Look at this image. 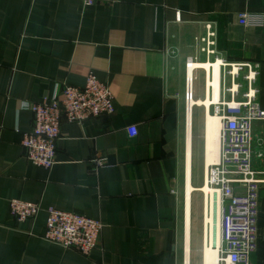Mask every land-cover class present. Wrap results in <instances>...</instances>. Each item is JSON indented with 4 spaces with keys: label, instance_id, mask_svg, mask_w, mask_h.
Segmentation results:
<instances>
[{
    "label": "crops",
    "instance_id": "crops-1",
    "mask_svg": "<svg viewBox=\"0 0 264 264\" xmlns=\"http://www.w3.org/2000/svg\"><path fill=\"white\" fill-rule=\"evenodd\" d=\"M263 12L264 0H0V264H205L202 208L195 192L188 207V179L195 189L205 181L206 117L224 98L222 62L259 65L264 109V30L239 23ZM91 73L110 88L115 114L64 121L56 165L35 166L22 146L30 106L64 83L82 88ZM11 200L41 211L19 223ZM50 208L103 223L89 257L44 240ZM259 229L250 264H264V193Z\"/></svg>",
    "mask_w": 264,
    "mask_h": 264
},
{
    "label": "built area",
    "instance_id": "built-area-1",
    "mask_svg": "<svg viewBox=\"0 0 264 264\" xmlns=\"http://www.w3.org/2000/svg\"><path fill=\"white\" fill-rule=\"evenodd\" d=\"M88 3L93 4L92 1ZM239 23L246 28L264 30V12L242 13ZM208 29L204 42L210 47L214 46L211 39L215 34L210 26ZM221 68L224 98L214 105V115L221 124L219 159L205 170L204 185L209 192L203 193L204 213H211L213 204L220 213L218 264H250L261 236L259 215L264 193V109L257 101L256 88L259 65L222 62ZM193 81V75L188 74L185 93L188 113L194 106ZM244 86L247 91L242 93V100L237 101ZM30 110L32 128L22 138L26 158L37 167L51 170L57 163V144L63 122L82 125L92 119L112 116L115 101L110 88L91 73L82 88L64 83L54 98L32 104ZM104 165L103 160L93 161L95 169ZM40 211L38 204L20 200L10 202V213L19 223L36 218ZM46 212L44 240L85 257L97 248L104 228L101 221L54 208Z\"/></svg>",
    "mask_w": 264,
    "mask_h": 264
},
{
    "label": "bare ground",
    "instance_id": "bare-ground-1",
    "mask_svg": "<svg viewBox=\"0 0 264 264\" xmlns=\"http://www.w3.org/2000/svg\"><path fill=\"white\" fill-rule=\"evenodd\" d=\"M218 64H215L213 65V67H211V70L214 73V79H215L214 88L217 93L219 89L218 87L219 65ZM205 68L210 69V66H205ZM216 97L218 98V96ZM195 103L196 102L194 101V104ZM206 105L209 106V103H206ZM191 117H192L191 113L189 112L188 114L189 124H191ZM220 127H221V124H220V119L218 118V116L208 114V116L206 117V135H205L206 136L207 167L213 164H216L219 159ZM189 179H188V184H187L188 207L190 205L193 192H202L204 194L209 192V189L205 185L201 189H195L190 183L191 179L190 180ZM207 207L209 209V205H207ZM205 226L207 229L206 244L204 246L205 264H218V261H219L218 253H219V248L221 245V222H220V213L217 210L216 204H213L211 213H209L208 211L207 215H205ZM187 234H189V232H187ZM188 240H189V237H188ZM189 254H190V248H189V243H188L187 244V256H189Z\"/></svg>",
    "mask_w": 264,
    "mask_h": 264
},
{
    "label": "rangeland",
    "instance_id": "rangeland-1",
    "mask_svg": "<svg viewBox=\"0 0 264 264\" xmlns=\"http://www.w3.org/2000/svg\"><path fill=\"white\" fill-rule=\"evenodd\" d=\"M215 116V115H214ZM204 186V184L199 187L198 189H201ZM194 197L196 199V202H198V205L200 204V208H202V216H203V223H202V229L203 232H206V226H205V213H204V207H205V201H204V194L202 192H195ZM204 225V227H203Z\"/></svg>",
    "mask_w": 264,
    "mask_h": 264
}]
</instances>
